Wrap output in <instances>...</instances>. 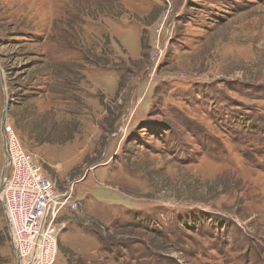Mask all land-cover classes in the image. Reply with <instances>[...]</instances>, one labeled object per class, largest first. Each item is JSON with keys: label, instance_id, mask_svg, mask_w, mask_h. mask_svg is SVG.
<instances>
[{"label": "rangeland", "instance_id": "obj_1", "mask_svg": "<svg viewBox=\"0 0 264 264\" xmlns=\"http://www.w3.org/2000/svg\"><path fill=\"white\" fill-rule=\"evenodd\" d=\"M5 101L53 264H264V0H0Z\"/></svg>", "mask_w": 264, "mask_h": 264}, {"label": "built area", "instance_id": "obj_2", "mask_svg": "<svg viewBox=\"0 0 264 264\" xmlns=\"http://www.w3.org/2000/svg\"><path fill=\"white\" fill-rule=\"evenodd\" d=\"M161 27L162 24L156 31L160 32ZM4 134L9 172L7 176L4 174L0 196L20 264H53L56 233L61 229L56 227V217L64 205L76 208L77 204L70 202L71 195L67 192L55 190L8 122L4 123Z\"/></svg>", "mask_w": 264, "mask_h": 264}, {"label": "water", "instance_id": "obj_3", "mask_svg": "<svg viewBox=\"0 0 264 264\" xmlns=\"http://www.w3.org/2000/svg\"><path fill=\"white\" fill-rule=\"evenodd\" d=\"M1 82H2V86L4 87L3 79L1 80ZM7 108H8V105H7V102L5 101L4 109H3V113H2V118H1L2 150H3V155L5 157V160L3 162L1 173H0V192H1V187H2V183H3V179H4V174H5L8 162H9V156H8L7 145H6V137H5V134H4V123H5V120H6ZM0 205L2 206V209L4 211V204H3V201L1 199V196H0ZM5 220H6L8 232H9V235H10V238H11V234H10V231H9V225H8V221H7L6 217H5ZM11 247H12V250H13V252H14L16 258H17V263L20 264L19 257H18V254H17V250H16L12 240H11Z\"/></svg>", "mask_w": 264, "mask_h": 264}, {"label": "bare ground", "instance_id": "obj_4", "mask_svg": "<svg viewBox=\"0 0 264 264\" xmlns=\"http://www.w3.org/2000/svg\"><path fill=\"white\" fill-rule=\"evenodd\" d=\"M5 210V209H4ZM4 213H5V211H4ZM9 223V222H8ZM9 231H10V234H11V229H10V226H9Z\"/></svg>", "mask_w": 264, "mask_h": 264}, {"label": "trees", "instance_id": "obj_5", "mask_svg": "<svg viewBox=\"0 0 264 264\" xmlns=\"http://www.w3.org/2000/svg\"><path fill=\"white\" fill-rule=\"evenodd\" d=\"M13 91H14V89H13ZM24 129V128H23ZM29 136L31 137L32 135L29 133ZM19 138V137H18ZM20 140V139H19Z\"/></svg>", "mask_w": 264, "mask_h": 264}]
</instances>
